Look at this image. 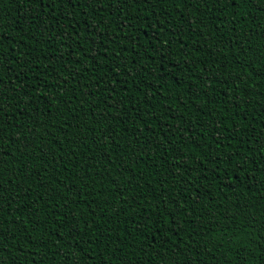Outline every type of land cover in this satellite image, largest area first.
I'll list each match as a JSON object with an SVG mask.
<instances>
[{
    "label": "trees",
    "instance_id": "trees-1",
    "mask_svg": "<svg viewBox=\"0 0 264 264\" xmlns=\"http://www.w3.org/2000/svg\"><path fill=\"white\" fill-rule=\"evenodd\" d=\"M2 264H264V0H0Z\"/></svg>",
    "mask_w": 264,
    "mask_h": 264
},
{
    "label": "snow or ice",
    "instance_id": "snow-or-ice-1",
    "mask_svg": "<svg viewBox=\"0 0 264 264\" xmlns=\"http://www.w3.org/2000/svg\"><path fill=\"white\" fill-rule=\"evenodd\" d=\"M53 2H54V0H53ZM69 2H71V0H69ZM230 2H233V0H230ZM0 264H2V262H0Z\"/></svg>",
    "mask_w": 264,
    "mask_h": 264
}]
</instances>
